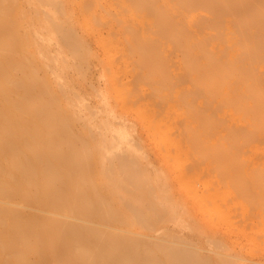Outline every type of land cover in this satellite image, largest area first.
<instances>
[{
  "label": "bare ground",
  "instance_id": "bare-ground-1",
  "mask_svg": "<svg viewBox=\"0 0 264 264\" xmlns=\"http://www.w3.org/2000/svg\"><path fill=\"white\" fill-rule=\"evenodd\" d=\"M12 2L0 0V264H247L217 236L174 225L160 175L109 149L128 136L106 106L93 122L66 67L89 63L84 26L123 101L143 103L145 129L216 159V186L264 217V0H28L33 14ZM146 87L151 101H138Z\"/></svg>",
  "mask_w": 264,
  "mask_h": 264
},
{
  "label": "rangeland",
  "instance_id": "rangeland-1",
  "mask_svg": "<svg viewBox=\"0 0 264 264\" xmlns=\"http://www.w3.org/2000/svg\"><path fill=\"white\" fill-rule=\"evenodd\" d=\"M12 1H13L12 5L15 4L14 2H16V0L15 1L12 0ZM20 1L21 0H18L17 2L19 3L16 4L17 6L15 5L13 7L19 8L21 5L25 6L28 13L32 12L33 14V10H34L33 5H30L28 3V0H24L25 2H23L22 0L21 4ZM41 1L43 2V0ZM40 4H41L40 6L37 5L35 8L44 7L42 3ZM72 7L74 9L73 11L74 15L77 16V7L75 6V4H72ZM31 8H33V10ZM40 10L42 11L44 9L41 8ZM33 20L34 19L30 20V25H32ZM79 24L81 23L79 22ZM77 29L79 30L80 33H82L83 37L86 40L87 43L86 45L89 47L88 48L90 55L88 57L89 63L87 62L88 64L83 63V65H79L81 64L79 63V59L75 56H71L68 58V61L69 63H73V68L71 67V69H69L68 67H66V74L70 78V81L73 84V86L75 87V91H77L80 94V96L84 98L83 101H85L86 99L85 103L90 106L88 107L89 111L87 112L92 117L93 122L96 121L98 124L100 123L101 118L103 117L104 114V108L106 106L107 109L114 114L113 119L115 125L118 126V128H121L123 131H125L126 136H128L127 137L128 139H126L125 142L123 143L116 142L114 145L109 146V149L111 151H118L120 153L125 150L127 154L129 153V156H131L132 154V156H135L138 161L148 163L150 166L149 169L152 168L150 170L152 171L153 174L157 173L158 176L160 175L158 177V182L163 189H160L158 187L157 191L160 190L163 191L165 189L169 195V198L171 199L172 204L175 207H177L179 215L177 216L176 219L177 224L174 223V225L177 228H179L184 235H191L190 237L203 238V239L205 238L208 239L217 236L218 238L224 241L223 243L225 246L226 245L227 247L231 245L233 246V247L231 246L232 248L231 251L234 250L233 252H238V253L241 252V254L243 253L242 254L244 255L243 257L246 258L248 261L247 264L249 262H250L249 264H251L252 261L255 260L257 256L260 255L259 257H261V253L262 255L264 254L263 253L264 252V247H263L264 217L261 216V214H257L253 211L254 210L253 206L250 204L248 199L244 200L245 198L243 197L242 194H241L242 195L241 199L244 198L243 203L247 201L246 203L248 205L246 203L245 205H243V203H240L239 202L240 196L238 195L240 192H238L237 189L232 190L231 184L229 185L224 184V187L227 186L229 190L222 189L223 190L222 191L220 189L221 187L219 188L217 187L219 185L223 186L222 185L223 183H221V180H220L221 184L217 183L216 173H214L216 176H213L214 174H212L214 168H212L213 169L212 171H208L207 168L209 165L208 161L210 163L211 160L214 162V160L210 159L209 156H208L209 158L208 160L207 155L204 156L200 152L199 153L195 152L194 154H190V155L185 154V152L183 151L177 153L175 152L174 149L170 148L171 149L170 150L161 142H159L158 138H156L155 134H154L155 136L153 135V131L150 128H148V130L145 129V126H143V122H142V116L139 113V110L136 108V106L137 104L141 103V102L137 103L138 101L141 100L143 101L146 98L147 99L149 98V101H151L150 99L153 96L151 95L152 93L150 92V89L147 88V87L150 88V85L146 84L145 85L147 86L145 88L146 90H144L143 93L142 92L139 93L138 98L140 100L137 98L138 101L136 100L133 102V103L136 102L137 104H134V106L129 105L131 103L126 104L123 101V99L120 97L116 88L114 87L113 82H111L112 81L110 78L111 69H110V65H108V63L106 62L108 61L106 59L107 56L105 52H103L99 44L96 42L94 34H92L90 31H87V29L84 26L80 27L79 25H77ZM51 53L55 55L54 51H52ZM61 62L64 61L61 59ZM80 72L83 73L80 74ZM133 84H136V82L135 83L133 82ZM102 93L106 94L107 104L105 103V101L102 100ZM141 96L142 98H140ZM154 100L156 105L154 107L161 108L162 103H160V99L154 98L152 100L153 103ZM144 101L146 102L148 100H144ZM141 105L143 106V103H141ZM79 106L82 107L80 104ZM100 127L101 126L96 127V129L99 130L101 129ZM151 131L152 133H150ZM167 149H169V151ZM121 154H125L124 156H128L125 152H122ZM178 162L180 163V165L184 163L187 164L188 168L190 169L187 175H185V173L182 172V169H180L181 166L178 165L179 164ZM216 167L217 164L215 168ZM210 168L211 167L209 165V170ZM231 179L232 178H230V180ZM222 181H224L223 178ZM212 187L213 188L217 187L218 193L216 190H214L215 188L211 189ZM219 189L221 191H219ZM209 191H211L212 193ZM235 191L237 192V194ZM260 192H262V190ZM261 194L262 196H264V191ZM218 196H220V198ZM226 196L228 198H226ZM226 200L227 202L231 201L230 203L231 205L233 204V206L231 208V211L230 210L226 211L228 215H222L224 214L223 213L224 209H226L227 207L224 205L221 206L219 203L225 204ZM231 205L228 204V209L231 207ZM247 208L251 210H247ZM221 210L223 211L221 212ZM238 222L240 223V225ZM167 223H171V221ZM249 224L251 225L249 226ZM237 226L241 228L240 231L239 229L237 230L235 228ZM161 231L162 230L159 229L158 233H160ZM247 245H251L250 247L252 246L253 247L250 248ZM206 246L209 247L208 245ZM229 249L230 248H228V250ZM259 257H257V259ZM249 259L252 261H250Z\"/></svg>",
  "mask_w": 264,
  "mask_h": 264
}]
</instances>
